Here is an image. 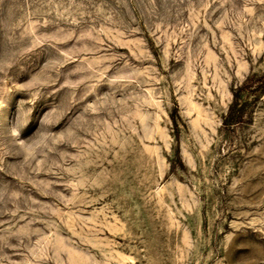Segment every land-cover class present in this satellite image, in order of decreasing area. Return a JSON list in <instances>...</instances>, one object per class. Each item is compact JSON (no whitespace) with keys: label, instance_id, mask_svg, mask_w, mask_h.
Masks as SVG:
<instances>
[{"label":"rangeland","instance_id":"1","mask_svg":"<svg viewBox=\"0 0 264 264\" xmlns=\"http://www.w3.org/2000/svg\"><path fill=\"white\" fill-rule=\"evenodd\" d=\"M262 81L264 0H0V264H264Z\"/></svg>","mask_w":264,"mask_h":264},{"label":"trees","instance_id":"2","mask_svg":"<svg viewBox=\"0 0 264 264\" xmlns=\"http://www.w3.org/2000/svg\"><path fill=\"white\" fill-rule=\"evenodd\" d=\"M263 90L264 81H262L257 87L251 89V91H245L246 93H243V87H237L234 90L232 104L230 105L228 113L225 116V124H231L242 117L244 108L246 106L245 96H247V94L254 93L255 96H258Z\"/></svg>","mask_w":264,"mask_h":264},{"label":"bare ground","instance_id":"3","mask_svg":"<svg viewBox=\"0 0 264 264\" xmlns=\"http://www.w3.org/2000/svg\"><path fill=\"white\" fill-rule=\"evenodd\" d=\"M93 206H94V205H93ZM115 218H116V217H115ZM70 225H71V224H70ZM97 226H98V225H97ZM68 227H69V225H68ZM98 228H99V227H98ZM98 228H97V229H98ZM89 230H90V229H89ZM92 230H93V229H91V231H92ZM94 230H96V229H94ZM94 230H93V232H96V231H94ZM98 230H100V229H98ZM97 233H98V232H97ZM123 234H124V232H123ZM127 234H128V232H127ZM183 238H184V237H183ZM128 258H129V257H128ZM131 258H132V257H131ZM122 260H123V259H122ZM132 260H133V259H132ZM123 261H124V260H123ZM85 262H86V261H85ZM85 262H84V263H85ZM87 262H88V261H87ZM138 262H139V261H138ZM78 263H80V262H78ZM136 263H137V262H136ZM127 264H128V263H127Z\"/></svg>","mask_w":264,"mask_h":264}]
</instances>
